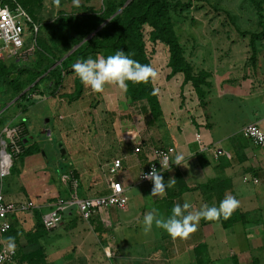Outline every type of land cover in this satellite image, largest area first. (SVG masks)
Returning <instances> with one entry per match:
<instances>
[{"label": "crops", "instance_id": "0c3cea01", "mask_svg": "<svg viewBox=\"0 0 264 264\" xmlns=\"http://www.w3.org/2000/svg\"><path fill=\"white\" fill-rule=\"evenodd\" d=\"M157 61L160 66L166 64L162 70L153 67L158 73L152 80L160 105L158 118L153 120L150 111L140 106L139 119H146L139 125L137 122L135 135L122 138L115 146L107 142L113 146L104 153L96 148L90 157L88 175L81 172L77 179L81 198L106 194L111 179L120 181L128 201H138L139 214L131 217L127 203L125 208L103 209L86 220L72 207L61 226L44 229L43 214L54 207L59 197H71L74 185L67 181L70 169H64L62 162L57 166L59 176L49 171L46 152L41 148V152L26 156L18 174L16 198L9 201L33 200L37 207L12 213L10 229L0 235V247L8 244L17 248V264H74L80 260L84 264H105L104 255L124 257L128 253L140 259L122 258L118 264H192V252L198 246H204L212 264H230L231 260L264 264V147L257 148L247 138L240 141L236 137L245 125L264 118L263 80L250 71H238L231 79L227 68L201 69L209 73V86L200 96L191 83H184L182 73L171 75L169 56L162 63L160 58ZM140 141L146 146H174V158L183 157L182 165H173L163 173L165 181L175 179L174 187L164 195H152L150 181L140 183L139 174L150 159L148 151L134 152ZM207 147L221 148L229 156L216 158ZM117 158L122 159L123 167L113 177L110 168ZM98 159L104 162L99 169L97 162H102ZM48 171L50 177L44 174ZM74 176L79 177L77 173ZM245 177L249 180L245 181ZM254 178L259 182L255 183ZM229 196L239 201V207L227 219H201L197 230L187 238H173L155 225L148 231H154L153 236H145L144 215L153 209L167 219L176 204L189 202L192 207L188 211L194 213L205 205L219 208ZM121 211L125 217H121ZM94 248H102V253L90 252Z\"/></svg>", "mask_w": 264, "mask_h": 264}, {"label": "rangeland", "instance_id": "374dc122", "mask_svg": "<svg viewBox=\"0 0 264 264\" xmlns=\"http://www.w3.org/2000/svg\"><path fill=\"white\" fill-rule=\"evenodd\" d=\"M105 1L79 0V4L76 5L74 0H42L43 5L34 7L35 21L41 29L46 27L49 21L54 22L55 18L61 15L59 11L67 17H73L75 13H87L88 10L102 13ZM128 1H124V4ZM187 1H192L193 4L178 9L177 16L180 21L176 29H178L181 45L184 46L186 60L193 65L194 70L198 72L201 69L214 70L216 66L220 69L227 68L230 70L231 79L238 74V71L245 74L250 71L255 75L259 74L264 82V39L260 37L264 24V0H182L185 4ZM101 26L98 29L103 27ZM150 30L151 28L147 25L143 28L146 53L152 68L155 66L158 70H162L166 64L163 63L160 66L157 60L160 58L162 63L163 59L168 58L169 47L163 42H153L149 37ZM44 32L46 36L51 34L47 27ZM90 35L85 40L90 39L92 37L89 38ZM255 35L257 38L254 39L255 50H253L250 40ZM32 45L35 46V50L37 44L33 38H30L25 48ZM52 46L58 56L62 55L61 58L55 59L52 67L47 63L50 59L49 55L41 53L40 50L36 53L38 49L26 52L23 50L21 54L14 56L17 58L15 69L16 66L18 69L38 67L42 71V76L37 79V82L41 81V83L35 90L29 92L34 86L31 84L23 90L29 88L27 92L22 94V91L15 96L8 87L6 78L1 75L0 112L3 111L0 113V151L4 138H7L4 133L5 127L19 125L22 128V135L24 126L30 127L31 143L40 146L46 152L49 171L58 172L59 174L55 176H59L60 169L57 166L58 162H62L63 168L70 169L67 172L69 176L67 181L72 182L74 179L81 178V172L88 175L90 157L96 148L102 153L109 151V147L115 142L135 135L137 122L139 125V122L146 118L139 119L142 103H131L126 91L121 90L115 84L106 85L103 92L99 93L84 84L82 93L77 95L75 75L62 74V85L56 86L55 79L50 76L49 72L60 67L76 46L66 52L62 43L53 42ZM12 57H3L8 66L14 62ZM64 57L66 58L63 60ZM27 93L25 99L20 100ZM17 97L19 98L13 102ZM11 102L13 103L10 104ZM212 105L215 106V103L213 102ZM236 134L240 141L246 139L242 134ZM109 141L113 142V145L108 146ZM104 142L106 143L103 144ZM62 143L64 148L61 146ZM102 156L104 158V155ZM25 159L24 154L13 155V172L2 180L0 179V190L7 201L16 198L18 174L24 167ZM99 162L102 164L97 162L98 169L104 164L103 161L99 160ZM49 171L44 173L46 177L48 174L49 177L52 175ZM102 172L104 175L105 172ZM75 173L79 177H75ZM116 175L117 173L110 174L113 177ZM128 203L131 207L130 216L136 217L141 210L138 201L133 199ZM119 214L121 217L126 216L123 211ZM132 227H135V224ZM152 233L154 231L151 234L146 231L145 236H153ZM141 235V233L138 234V236ZM91 251L100 254L102 248H94ZM129 256L130 253L124 257L110 254L104 255L103 260L105 264H118L122 258L140 259L137 255ZM191 258L192 264H212L213 262L207 251H204V246L193 249ZM188 259L190 258L187 256V262ZM236 262V260H231L230 264ZM74 264H84V262L80 260Z\"/></svg>", "mask_w": 264, "mask_h": 264}, {"label": "trees", "instance_id": "16d2710c", "mask_svg": "<svg viewBox=\"0 0 264 264\" xmlns=\"http://www.w3.org/2000/svg\"><path fill=\"white\" fill-rule=\"evenodd\" d=\"M124 1L128 0H106L102 13L88 10L87 13H75L73 17H67L64 16L65 14L63 15V12L59 11L61 15H58L54 22L49 21V23H46V27L51 31L49 36L45 35V26L40 29V26L37 25L39 32L36 39L37 48L35 50L38 49L36 53L40 50L41 53L49 55L50 59L47 63L50 67L55 64V59L62 57V55L58 56L54 52L53 42L62 43L65 52L79 45L62 62L60 67L54 68L49 72L50 76L55 79V83L54 81L52 82L56 86H59L62 85V74L75 75L76 91L77 95H80L84 84L74 72L73 65L88 57H107L119 50H123L125 54L130 55L141 64L152 67L146 53L143 34V28L147 25L151 28L149 32L150 39L153 42H163L169 47L168 66L172 70L171 75L182 73L185 79L184 83H191L197 94L203 96V89L209 86V73L205 70L195 73L193 65L186 60L184 46L181 45L178 29H176V25L180 21L177 16L178 9L189 7L193 2L187 1V4H185L182 0H131L118 13L125 5ZM1 2L11 1L0 0ZM17 2L28 13L33 22L36 23L34 7L43 5L42 0H17ZM12 6L14 7L15 4L12 3ZM105 21L108 22L106 23ZM104 22L106 24L98 30ZM94 31L97 32L90 39L85 40ZM260 37L264 39V24ZM255 38H257L256 35L252 36L250 40L253 50H255ZM12 58L14 62L8 66L3 60L5 58L0 57V78L2 76L6 78L8 87L13 91L15 96L34 83L29 92L35 90L41 83V81L37 82V79L42 76V71L38 67L34 69H25L24 67L18 69L16 66L15 69L17 58L14 56ZM28 93L23 95L20 100L25 99ZM126 94L131 103H142L144 108L150 111L153 120L158 118L160 115V105L151 79L147 83L140 84L129 82ZM29 132L27 126H24L22 154L25 156L42 151L40 146L32 145V137ZM35 258L37 259V257ZM234 264L239 263L236 262Z\"/></svg>", "mask_w": 264, "mask_h": 264}, {"label": "built area", "instance_id": "2783aa9c", "mask_svg": "<svg viewBox=\"0 0 264 264\" xmlns=\"http://www.w3.org/2000/svg\"><path fill=\"white\" fill-rule=\"evenodd\" d=\"M11 2L0 3V57H12L24 50H34V45L25 48L28 39L33 38L36 42L39 27L33 22L28 13L17 2V0H10ZM12 3L15 6H12ZM242 135L250 140L256 147H264V118L258 122H253L245 125L242 129ZM7 138L2 142V149L0 151V179L10 175L13 166V155H20L23 152L22 146V128L19 125L7 126L4 129ZM197 140L201 142L200 136ZM206 149L213 151L216 158L222 155L229 156V154L221 148L207 147ZM144 151L149 152V162L146 168H143L139 174L141 182L148 180L143 178V173L149 172L151 167L155 165L157 169L160 168L158 160L163 158V154H168L171 160H174L176 148L174 146L153 147L146 146L143 141L134 147L135 153ZM9 161H6L5 158ZM123 167V161L117 158L113 161L110 168V173L115 174ZM249 180L248 177L244 178ZM255 183L259 182L258 178H254ZM74 191L69 198L59 197L54 207L43 214L42 223L46 230H53L61 226L66 215L70 214L71 208L78 209L80 215L86 219H91L95 214L100 213L103 209L110 207L125 208L128 203L126 190L120 181L111 179L109 183V192L103 195L94 197L81 198L79 196L78 188L79 182L77 179L72 180ZM37 204L33 200L27 202L14 203L6 200L3 192L0 190V235H4L11 227L10 216L15 211L35 209ZM17 248L13 245L2 244L0 247V264H17Z\"/></svg>", "mask_w": 264, "mask_h": 264}, {"label": "clouds", "instance_id": "9594fccd", "mask_svg": "<svg viewBox=\"0 0 264 264\" xmlns=\"http://www.w3.org/2000/svg\"><path fill=\"white\" fill-rule=\"evenodd\" d=\"M78 5L79 0H74ZM74 72L79 76L81 82L90 86L96 92H103L106 85L115 84L121 90L127 91L128 84L147 83L155 80L158 73L150 66L141 64L123 50L117 51L107 57H88L78 61L73 65ZM160 168L155 165L149 172L143 173V178L153 185L152 195H164L167 189L174 187L175 179L164 180L163 173L171 169L173 165H182L183 157L177 155L171 160L168 154H163V158L158 160ZM192 205L189 202L183 205L176 204L171 215L167 219L160 217L159 213L153 209L144 215L143 227L145 231H150L155 225L166 231L173 238H187L197 230V225L201 219L216 221L221 216L227 219L239 207V201L235 197H227L221 201L219 208L203 206L196 212L188 211Z\"/></svg>", "mask_w": 264, "mask_h": 264}, {"label": "water", "instance_id": "95a60500", "mask_svg": "<svg viewBox=\"0 0 264 264\" xmlns=\"http://www.w3.org/2000/svg\"><path fill=\"white\" fill-rule=\"evenodd\" d=\"M130 1H131V0H129V1H128V2H127V3H126V4H125L120 10H119V12H121V11L124 9V7H125ZM104 24H105V23H104ZM104 24H103V25H104ZM103 25H102V26H103ZM102 26H101V27H102ZM99 28H100V27H99ZM98 30H99V29H98ZM96 32H97V31L93 32V33L89 36V38H90L91 36H93ZM78 46H79V45H78ZM78 46H76V47H75V48H74V49H73V50H72L67 56H69L71 53H73L74 50H75ZM67 56H66V57H67ZM66 57H64L63 60H64ZM34 84H35V83H34ZM34 84H33V85H34ZM28 89H29V88H28ZM28 89H26L25 91H23L22 94H24L25 92H27ZM18 98H19V97H17L13 102H15ZM13 102H11L10 104H12ZM10 104H9V105H10ZM9 105H7V107H8ZM7 107H6V108H7ZM6 108H5V109H6ZM5 109H4V110H5ZM2 111H3V110H2ZM2 111H1V112H2ZM1 112H0V113H1Z\"/></svg>", "mask_w": 264, "mask_h": 264}, {"label": "bare ground", "instance_id": "6f19581e", "mask_svg": "<svg viewBox=\"0 0 264 264\" xmlns=\"http://www.w3.org/2000/svg\"><path fill=\"white\" fill-rule=\"evenodd\" d=\"M5 160H6V161H9V159H8L7 157L5 158Z\"/></svg>", "mask_w": 264, "mask_h": 264}]
</instances>
